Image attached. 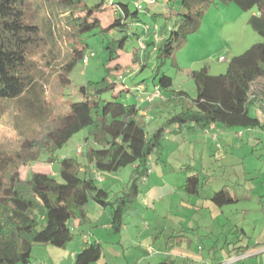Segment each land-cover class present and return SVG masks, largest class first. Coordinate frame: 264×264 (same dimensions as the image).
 <instances>
[{
	"label": "trees",
	"instance_id": "16d2710c",
	"mask_svg": "<svg viewBox=\"0 0 264 264\" xmlns=\"http://www.w3.org/2000/svg\"><path fill=\"white\" fill-rule=\"evenodd\" d=\"M28 1L0 0V99L29 101L32 96H42L43 88L38 87L28 61L30 48L40 42L39 26L27 20ZM132 2L134 8L130 5ZM213 2L224 5L233 2L242 10L251 11L248 22L262 41L231 58L225 73L211 74L208 67L193 70L197 96L191 99L192 105L182 107L159 127L147 130L145 115L141 113L144 103L139 101V86L143 85V90L150 92L158 86L162 92V99L147 104L190 98L187 91L174 89L173 78L165 74L163 65L187 36L197 31ZM58 5L65 10L63 15L74 38L95 31L109 33L111 29L126 34L113 38L103 49L107 56L104 62L107 75L97 81L89 80L80 87V97L70 101L67 112L59 114L55 126L47 130L41 142L33 144L27 140L23 143L25 151L30 153V161L39 162L43 157L51 163L59 161V179L46 171H35L23 178L15 170L7 181L0 174V264H32V253L38 244L66 247L74 238V223L87 224L92 202L103 208L110 207L111 228L120 233L125 226L126 206L137 199L140 181L149 174L168 130L206 129L212 124L223 129L264 128L258 114L259 109L264 110V89L260 93L253 89L255 81H264V0H170L166 12L152 14V24L140 13L141 10L148 12L152 5L138 9L134 0L93 6L84 0H58ZM159 21L162 24H158ZM52 33L50 30L49 34ZM156 33L159 41L155 40ZM128 37L137 41L131 53L132 61L139 64V70L132 73L133 69L129 68L119 77L115 72L120 68L117 61L125 51ZM152 37L154 39L150 40ZM141 40L145 42L144 51L140 47ZM72 48L73 57L64 68L68 74L90 55L84 41ZM152 52L160 60L153 69L152 90L146 88L148 83L145 80L135 83L133 88L126 87V76L132 78L149 66ZM111 75H116L125 88L119 87L115 91L116 80ZM68 76L63 78L66 84L71 83ZM122 91L133 94L138 91V103L121 101ZM166 92H171V95H165ZM106 93H112L110 99L104 98ZM257 104L259 107L255 112ZM30 105L35 103L32 101ZM252 110L255 115L251 114ZM85 129L88 132L83 138L86 147L83 160L69 156L59 159L57 151ZM2 161L4 157L0 151V165L4 167L7 162L1 164ZM130 166L135 167L123 195L118 196L116 202L110 201V191L100 186L101 181L97 177ZM187 167L195 172L189 173L181 189L188 196L199 198L207 182L200 180V172L193 166ZM211 199L220 208L240 200L226 187L215 191ZM102 245L97 241L88 244L75 254L72 264L98 262L104 254ZM245 247L241 252L248 250L250 244ZM158 264H166V261Z\"/></svg>",
	"mask_w": 264,
	"mask_h": 264
},
{
	"label": "rangeland",
	"instance_id": "374dc122",
	"mask_svg": "<svg viewBox=\"0 0 264 264\" xmlns=\"http://www.w3.org/2000/svg\"><path fill=\"white\" fill-rule=\"evenodd\" d=\"M84 1L93 6L120 0ZM130 5L134 8L133 2ZM26 11L27 20L39 26L40 42L30 48L28 61L38 87L43 90L42 96H32L29 101L0 99V151L4 157L1 164L7 162L4 167L0 165V174L5 181L15 170L23 178L35 171H46L59 179V161L51 163L43 157L42 161L32 162L23 143L41 142L47 130L55 126L59 114L67 112L70 101L80 97V87L107 75L104 65L107 56L103 49L113 38L126 34L111 29L109 33L95 31L74 38L58 0H29ZM140 13L148 23L154 22L145 10ZM250 15L251 11H244L233 2L210 4L197 31L189 34L175 54L164 62L163 71L173 78L174 89L187 91L190 98L171 100L163 116L192 105L191 99L197 96L193 70L208 67L211 74L225 73L231 58L262 41L248 22ZM80 41L88 45L89 63H78L68 74L64 68L73 57L72 46H80ZM135 45L137 41L128 37L125 51L117 61L120 64L115 71L117 76H123L129 68L133 69L132 73L139 70V64L132 61ZM150 55L149 66L132 78L126 76V87L133 88L135 83L144 80L154 86L153 69L160 60L154 52ZM66 76L71 78L70 84L63 82ZM111 78L116 80L115 91L125 88L116 75ZM137 94L138 91L135 94L122 91L119 98L125 103H135ZM111 95L106 93L104 98L110 99ZM32 101L35 105H30ZM251 114L255 115L253 110ZM165 117L148 122L147 130L162 125ZM237 131H242L243 137H233V147L225 152L203 138L198 140L195 146L204 155L202 158L191 153L192 144H184L182 136L168 134L152 161L149 174L140 181L139 197L126 206L125 226L120 233L110 227V207H100L98 214L93 207V223L88 219L84 224L89 225L86 234L73 226L74 238L66 247L36 245L32 264H72L85 238L91 243L103 244L104 254L94 264H158L163 260L166 264H264V133L258 132V139L251 140L244 129H234L232 134L235 136ZM87 132L85 129L72 137L57 151V157H78L82 161L86 148L83 138ZM188 165L200 172L202 182H207L199 198L188 196L180 187L188 180L189 173L195 172ZM132 169L130 166L103 174L105 180L99 184L110 191V201L116 202L123 195ZM223 187L240 200L222 208L215 205L211 198ZM248 244L257 251L256 255L242 257L241 251Z\"/></svg>",
	"mask_w": 264,
	"mask_h": 264
},
{
	"label": "crops",
	"instance_id": "0c3cea01",
	"mask_svg": "<svg viewBox=\"0 0 264 264\" xmlns=\"http://www.w3.org/2000/svg\"><path fill=\"white\" fill-rule=\"evenodd\" d=\"M168 3H170V0L164 1L163 3L161 2L160 4H157V5H154V6L152 5V6H150L149 11L147 13L151 17H153V15H152L153 13L166 12V10H167L166 6L168 5ZM157 23L158 24L159 23L162 24V21H159ZM153 39H154L153 37L150 38V40H153ZM146 88L152 90L153 87L148 85V86H146ZM253 89L257 93H260L264 89V81L263 80L255 81L254 84H253ZM181 90H183V89H181ZM137 96H138V94L135 97L137 98ZM169 102H170V100H166L165 99V100L159 101L158 103H155V104L154 103L153 104H147V103L142 104L141 107H142L143 111L141 110V113L143 115H145V119L147 121V124H148V122L150 123L152 120H155L157 117H160V119L165 117V116L162 115V113H165L164 109L166 108L167 105H169ZM258 107H259V104H257L254 107V111L255 112H256ZM170 115H172V113H169L168 117ZM168 117H165L166 120H167ZM153 129H151V130H153ZM232 130H234V129H223V128L219 127L216 124H213V125H211L210 127L206 128V129L182 128L180 130L176 129L174 132H169V130H168L167 133H166L165 139L162 142V146H163V143L166 140L168 134L169 135H175V136H182L183 137L182 141H183L184 144H189V143L192 144L193 147L191 149V153L193 155H195V157L198 156V154H199V155H201L199 157L202 158L204 155L198 153L199 150L195 146V145H197L198 140H201V138H203L204 141H206L207 143L211 142V143L214 144V146L217 147L218 150L225 152V150H227L228 148H232L233 147V145H234L233 137H236L235 139H237V138L243 137V135H244L242 133V131H237L235 136H234L232 134ZM245 131L249 132V134H250L249 136L251 137V140H252V139H258L257 138L258 132L262 131L264 133V128H255V129L251 128V129H248V130H245ZM134 167L135 166H132V168H134ZM101 177H103V181H104L105 180L104 176H101ZM129 182H130V180H129ZM128 184H127V186H128ZM139 194H140V192H139ZM139 194H138V197H139ZM93 207L95 208L94 209L95 213L98 214V213L101 212L99 209L102 206H100L96 202H92L91 203V206H90V209H89V212H88V217H89L88 219L90 220L91 223H93V219H94V217H92L93 213H91ZM74 226L78 227L80 232H84L85 234L87 232L86 231L87 228H89V225H84L83 222L82 223L75 222ZM110 227H111V216H110ZM85 237H87V236L85 235ZM89 241H90L89 238H88V241H87L86 238L84 239V246L82 247V249L85 248L88 244L91 243ZM97 242H100V241H97ZM256 252L257 251H253V249H251V247H250L247 251H245V253H243L242 257H245L247 255L248 256L249 255H251V256L252 255H256Z\"/></svg>",
	"mask_w": 264,
	"mask_h": 264
},
{
	"label": "built area",
	"instance_id": "2783aa9c",
	"mask_svg": "<svg viewBox=\"0 0 264 264\" xmlns=\"http://www.w3.org/2000/svg\"><path fill=\"white\" fill-rule=\"evenodd\" d=\"M160 1L163 2V1H168V0H134V4H135V7H137L138 9H143L144 6H147V5L149 6V5L155 4V3L160 2ZM155 40L156 41L160 40V37L157 33L155 34ZM140 47L142 48V51L145 50V42L143 40L140 41ZM89 59H90V55H87L84 58V64L87 65L89 62ZM143 89H145L143 85H140L138 88V90L141 91V96L139 98L140 104L141 103H150V102H153V101H156L158 99L163 98L162 92L158 86L152 92L144 91ZM258 114L261 117V121H262V124L264 127V110L259 109ZM97 179L99 181H103V177H101V176H98Z\"/></svg>",
	"mask_w": 264,
	"mask_h": 264
}]
</instances>
